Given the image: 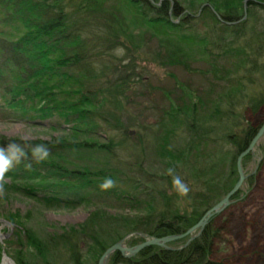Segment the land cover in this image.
Listing matches in <instances>:
<instances>
[{
	"label": "rangeland",
	"instance_id": "obj_1",
	"mask_svg": "<svg viewBox=\"0 0 264 264\" xmlns=\"http://www.w3.org/2000/svg\"><path fill=\"white\" fill-rule=\"evenodd\" d=\"M178 1L182 2L183 9L191 14L190 18L184 14L180 18H184L185 21L190 20V25H188L194 28L176 34L157 33V28L152 25L154 20H150L153 19V14L146 17L149 21H143L139 16L141 15L139 10L144 12L142 7L138 9L129 3L121 4L122 13L130 30L136 36L142 34L145 40L143 38L140 42L138 40V46H136V41L124 39L125 49L118 47L114 52L124 62L129 61L128 65L135 66L130 76H127L132 89L124 94L125 97L114 99L113 96H108L111 102L107 105V115L113 114L129 132L134 131V135H130L126 145L115 144L116 152L120 154V158L114 157L117 163L114 164V161L107 155V151L97 148L85 150L78 145L90 135L85 132L73 133L71 131L75 124L78 125V121L69 123V125L59 126L57 124L65 119L64 116L62 119V116L56 114L57 107L66 109L65 106L73 104L72 102L77 103L83 95L85 100L89 99L77 82L69 81L59 84L55 79L49 81L50 89L46 88L48 91L45 95L52 94V99L42 102L41 97H36L33 104L29 103L31 110L23 111L22 115L12 116L0 109V137L29 143L32 141L51 142L53 139L65 140L67 144L72 142L73 150H66V152L71 156L70 162L76 165L77 169L85 168L93 174L100 171L107 174V167L114 166L116 169H121L122 175H125L123 179L125 181L126 178L123 183L125 186L130 187L128 180L136 179V190H139L125 188L126 192L136 195L139 200L138 204L118 201L107 194L96 193L82 202L61 199L52 201L48 205L28 194L26 190L15 187L11 184L10 178L6 177L5 192L3 196H0V264H5L6 259L8 262L13 261L14 264H18L20 257H24L25 264H79L72 256L70 257L69 254L72 252L82 257L79 259L80 264H99L109 248L120 243H125L126 247L132 248L151 238L140 239L141 231H136V223L150 213L152 208L155 210V205L156 208L160 207L158 204H152L151 201L158 199L162 191L159 183L160 175L172 160L170 157H162L163 150L178 147L176 151H179V149L186 148L185 144L190 142L187 133L179 136L178 140L181 142L179 145L170 135L173 132L181 133L184 129L180 122H174L177 120L175 116H170L174 113L171 112L173 106L177 107L181 102L189 103L199 118H207L210 125L207 124L213 131L217 130L215 123L218 121L220 126H218L219 131L216 136L220 137L240 131L242 133L248 126L258 128L263 125L264 0H233V6H238L245 16L243 15L238 22H228L229 26H236L232 27L233 29L241 26L252 29L253 35L251 33L250 36L255 40L252 43L262 51V54L257 55L260 61L257 69L253 68L251 62H246L240 56H207L209 52L207 46L211 50L212 45L216 48L221 43L230 42L232 49H243L247 41L250 43L247 36L242 38L244 34L236 35L224 24L215 23L212 18L201 14L205 6H223V0ZM71 2L75 6L82 7L90 3L89 0H71ZM164 3L165 0H161V5ZM167 3L170 11L178 5L176 0H167ZM225 3L230 5L229 0ZM250 3L255 4L253 7H258L253 9L252 16L248 8L251 7ZM92 5L93 3L90 4ZM259 12L261 19L257 22ZM216 15L218 16L217 13ZM2 16L0 11V19ZM180 18L177 20L173 18L174 23L178 24ZM256 23H260L259 28H255ZM3 26L0 25L2 28ZM7 28L13 41L20 39L25 32L23 24L19 23ZM158 54L160 55L159 60L155 56ZM52 58L56 59V56ZM1 65H3L2 58H0V68ZM256 71L257 73L252 74ZM114 72L108 69L107 81L108 78L113 77ZM180 87L185 88L183 94ZM177 90L179 92H176ZM191 91H193L192 95ZM44 106L51 107L54 111L50 108L45 109ZM232 106H234L233 109ZM116 107L118 112L115 111ZM84 110L88 112L92 110V106L80 108V111ZM99 110L104 111L102 108ZM217 110L221 111L220 117L217 116ZM73 112L80 113L79 110L74 109H71L69 113ZM37 118L43 121H34ZM89 126L91 127V124ZM86 127L83 126L84 129ZM95 132L92 139L98 140L100 137L102 142L110 141L109 132L107 135L103 132ZM166 141L168 144H164ZM116 142L122 143L120 139ZM215 145L216 147L211 146L207 151L204 150L206 147L203 148L204 151L200 147L192 149L191 155L194 153L201 156L202 153L206 160L218 161L216 173L218 174L221 169L223 176V181H221L223 184L215 187V193L219 194L216 197L219 198L224 196L229 188L235 187L239 181V172L233 175L230 172V156L226 155L229 152L227 145L222 142ZM263 150L264 136L260 138L250 159L245 163L244 172L247 178L254 172L257 173L255 184L252 189H249L245 183L246 179L241 188L247 196L243 194V200H235L236 202L232 200L231 204L216 219L217 226L223 228L220 253L214 257L218 264H264ZM178 174L183 179L188 178L183 172ZM36 181H31L30 187L38 188L45 185L44 181L37 179ZM165 185L168 186V184ZM25 233L28 237H30L29 234L33 235L34 239H37L42 246H46L48 250L52 249L51 256L46 251L43 255L32 248H28L29 251H27L29 241L24 239ZM119 236H122L121 240ZM50 241L54 242L49 243ZM75 243H80L81 247H75ZM153 246L164 248L159 245ZM103 247H105V252H101ZM115 252L105 259L104 264H121L120 261L112 262ZM25 253H29L28 256L32 257L28 258ZM119 253L129 260L137 255L126 257L121 252Z\"/></svg>",
	"mask_w": 264,
	"mask_h": 264
},
{
	"label": "trees",
	"instance_id": "obj_2",
	"mask_svg": "<svg viewBox=\"0 0 264 264\" xmlns=\"http://www.w3.org/2000/svg\"><path fill=\"white\" fill-rule=\"evenodd\" d=\"M89 1V4L82 7L75 6L71 0H0V11L3 15L0 19V25L6 24L3 28L0 27V58L3 61V65L0 68V109L10 113L12 116L22 115L23 111L31 110L29 103L31 104L35 101L36 97H41L40 101L42 102L52 99V94L45 95L48 91L46 88L50 89L49 81L55 79L59 84L69 81L77 82L89 99L86 98L85 100L83 95L77 103L72 102L73 104L65 106L66 109L64 107L63 109H58L57 107L56 114L62 116V119L63 116L65 117L63 122H58L57 124L62 126L78 121V125L75 124L71 131L73 133L80 131L90 134L78 145H81L85 150L97 148L107 151V155L114 161L120 158L119 152H116L115 148L117 146L115 144H120L119 146L126 145L130 139V132L125 126L120 124V120L116 116L111 113L107 115V105L111 102L108 96H113L114 99L125 97L124 94L132 89L127 76H130L135 67L128 65L129 61L124 62L114 52L118 47L125 49L124 39L134 40L136 41L135 45L138 46L137 41L139 40L140 42L143 38L142 34H137L138 36H136L130 30L122 13L121 4L123 2L129 3L138 9L142 7L144 12L139 10L141 12L139 16H141L143 21H149L146 17L153 14L154 17L150 20H154L152 25L157 28V33L160 34H164V32L168 34L182 33L194 27H189L190 20L185 21L184 18H180L183 14L190 18L191 14L183 9L182 2L180 3L178 0H176L178 5L172 11L168 7L167 0H165L163 5H161V0ZM225 1L223 0V6H205L201 10V14L212 18L215 23L224 24L228 29H232V32L236 35L244 34L242 38L247 36L250 43L247 41L243 49H232L230 47L232 44L229 45L230 42L218 43L219 45L216 48L215 45L213 46L210 43L212 47L209 45L210 50L207 46L209 50L207 56H240L246 62H251L253 68L257 69L259 67L257 64L260 63L257 55L262 54V51L252 43L255 42L253 37L250 36L251 33L253 35L252 29L250 30L245 26L233 29L232 27L236 26L228 25V22L233 23L241 20L245 13L243 14L238 6H233V0H229L230 5L225 3ZM91 3L95 6H90ZM157 5L161 6L158 7ZM250 5L251 7H248L249 14L252 16L253 9L258 7H253L255 5L253 3H250ZM193 13L195 14V11ZM173 18L174 20L180 18L179 23H174ZM260 19L261 13L259 12L257 22ZM16 23L23 24L25 32L20 39L13 41L11 40V33L7 31V27H12ZM254 26L259 28L260 23H256ZM262 43L264 44V39ZM243 55L244 57H242ZM53 56H56V59L52 58ZM155 56L159 60L160 55ZM121 62L122 64L120 65ZM108 69L115 72L113 77L108 78L109 80L107 81ZM254 73H257V71L252 72V74ZM180 88L183 94L185 88ZM176 92H179V90ZM192 93L193 91L190 92L191 95ZM88 105L92 106V110L88 112H85V110L80 111V108ZM44 108H50L54 111L48 106H44ZM100 108L102 110L106 109L100 111ZM231 108L233 109L234 106ZM71 109L79 110L81 114L77 112L69 113ZM115 111L118 112L117 107ZM171 112L174 113H171L170 116L177 118L174 122H180L184 129L181 130V133L173 132L170 135L179 145L181 143L178 140L179 136L187 133L190 138V140H187L190 142L185 144L186 148L179 149V151H176L178 147L163 150L162 157H170L172 160L164 168L162 175H160L159 183L162 191L158 195V199L151 201L152 204H158L160 207L156 208L155 205V210L152 208L150 213L136 223V231H141L139 237L143 240L145 238L141 234L151 238H163L186 233L232 189V187L229 188L224 196L221 194L222 197L217 198L216 196H219V194L215 193V187L223 184V182L221 183L223 181L221 169L218 174L216 173L218 161L206 160L202 153L200 154L201 156L194 153L191 155L192 149L200 147L203 150L206 147L204 150L207 151L211 146L216 147L215 144L219 142L224 143L227 145L226 148L229 149L226 155L230 156L229 168L233 175L238 172V158L247 150L261 128L248 126L242 133L240 131L236 134L220 137L216 136L220 123L218 121L215 123L217 130L213 131L209 127L210 123L207 118H199L197 112L189 103L181 102L177 107L173 106ZM216 113L218 117L221 116V111L217 110ZM239 115L241 116V113ZM34 121L42 122L43 120L37 118ZM90 124L91 127L89 126ZM83 126L87 127L84 129ZM100 128L102 129L101 131L98 130ZM95 131L103 132L106 135L109 132L111 135L110 141L102 142L100 137H98V140L92 139V135L96 133ZM223 132L225 133V130ZM238 134L241 135L238 136ZM118 139L122 143H117L116 140ZM64 141L53 139L51 142H27L31 145L46 144L51 154L45 162L33 164L30 170L23 165L14 168L7 174L11 184L21 190H26L28 194L35 196L48 205L52 201L61 199L82 202L96 193L107 194L118 201L132 204L139 203L136 195L126 192L125 188L129 186L123 184L126 178L124 181L125 175H122L121 169H116L114 166L107 167V174L103 171L93 174L85 168L77 169L76 165L70 162L71 156L66 152V150H73L74 144L72 142L67 144ZM13 142L25 143L21 140L0 137V146ZM164 144H168V141ZM226 155L224 154V157ZM114 157L117 159H114ZM250 157L251 153L243 160L244 170L246 168L245 163ZM115 163L117 162L114 161ZM170 167H174L177 174L179 172L187 174L188 178L184 180L191 189L187 197L181 198L173 191L172 178L167 175V169ZM256 175L257 173L255 172L247 178L245 183L249 189H252L255 184ZM207 176L212 178L210 179ZM106 177L113 179L115 186L102 191L100 184ZM36 179L44 181L45 185L38 188L30 187L29 183L36 181ZM20 182L22 185H18ZM128 183L131 190L139 191L136 190V179L128 180ZM165 184H168V186ZM243 194L245 197L247 196V193L241 188L232 200L234 202L241 200ZM151 199L153 200V198ZM182 200L184 201L183 204ZM220 214H215L203 231H198L193 235L196 236L193 240H191L192 236L190 235L169 243L168 247L172 248L171 250L150 246L139 252L132 260L125 259L119 252H115L112 256V262L120 261L121 264H218L214 257L220 253V242L223 234V228L218 227L216 224V219L220 217ZM29 236L26 233L24 235V239L29 241V245L26 248L27 251H29L28 248H32L35 252L37 251L44 255L43 252L46 251L50 255L52 249L49 248L48 250L45 248L46 246H42L37 239H34L33 235L29 234ZM118 238L121 240L122 236ZM51 242L54 241L49 243ZM188 242L189 244H187ZM186 244L187 246H185ZM74 245L77 248L81 247L80 243H75ZM101 252H105V247L101 249ZM28 254L25 253L28 258L32 257L28 256ZM69 255L74 258L76 263L80 264L79 259L82 257L78 253L72 252ZM19 259L17 261L18 264L26 263L24 257Z\"/></svg>",
	"mask_w": 264,
	"mask_h": 264
},
{
	"label": "clouds",
	"instance_id": "obj_3",
	"mask_svg": "<svg viewBox=\"0 0 264 264\" xmlns=\"http://www.w3.org/2000/svg\"><path fill=\"white\" fill-rule=\"evenodd\" d=\"M51 152L46 144L31 145L25 143H9L0 146V196L4 195L7 174L14 168L23 165L26 169H31L33 164L45 162ZM167 175L172 178V189L181 198L188 196L191 189L189 185L177 174L174 167L167 169ZM115 186V181L110 177L105 178L100 184V189L108 190Z\"/></svg>",
	"mask_w": 264,
	"mask_h": 264
},
{
	"label": "water",
	"instance_id": "obj_4",
	"mask_svg": "<svg viewBox=\"0 0 264 264\" xmlns=\"http://www.w3.org/2000/svg\"><path fill=\"white\" fill-rule=\"evenodd\" d=\"M134 132H131V135H133ZM264 136V123L262 127L260 128L258 134L256 137L253 139L247 150L240 155L237 161V167H238V172H239V181L235 185V187L226 195V197L221 200L217 205H215L212 209L207 211V213L204 215V217L191 229H189L186 233L182 235H175V236H167L163 238H148L145 243H142L136 247H126L125 243L123 244H118L115 245L107 250L105 253L104 257L101 259V262L99 264H104V261L106 258H108L113 252L119 251L122 254H124L126 257H130L133 255L138 254L141 250H143L146 247L153 246V245H159L162 246L166 249L171 250V248L167 247L168 243H171L173 241L181 240L189 235H193L196 233L198 230L203 231L207 223L210 221V219L217 213H220L226 209L231 204V199L236 195V193L240 190L242 185L244 184L245 180L247 179V175H245L243 166H242V161L243 158L246 157L249 153H251L258 141L260 140L261 137ZM196 236H193L191 240H193ZM189 244V243H188Z\"/></svg>",
	"mask_w": 264,
	"mask_h": 264
},
{
	"label": "bare ground",
	"instance_id": "obj_5",
	"mask_svg": "<svg viewBox=\"0 0 264 264\" xmlns=\"http://www.w3.org/2000/svg\"><path fill=\"white\" fill-rule=\"evenodd\" d=\"M246 16H247V14H246ZM237 161H238V160H237ZM242 164H243V161H242ZM143 237H144V238H147L146 236H143ZM7 260H8V259H6L5 264H14L13 261H10V260H9L10 262H8Z\"/></svg>",
	"mask_w": 264,
	"mask_h": 264
}]
</instances>
